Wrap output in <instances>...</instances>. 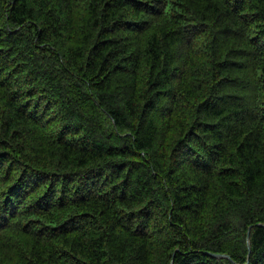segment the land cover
I'll use <instances>...</instances> for the list:
<instances>
[{"label":"trees","instance_id":"obj_1","mask_svg":"<svg viewBox=\"0 0 264 264\" xmlns=\"http://www.w3.org/2000/svg\"><path fill=\"white\" fill-rule=\"evenodd\" d=\"M0 264H264V0H0Z\"/></svg>","mask_w":264,"mask_h":264}]
</instances>
